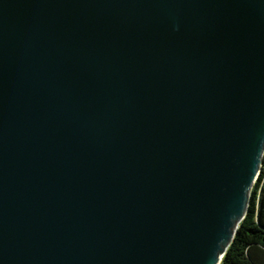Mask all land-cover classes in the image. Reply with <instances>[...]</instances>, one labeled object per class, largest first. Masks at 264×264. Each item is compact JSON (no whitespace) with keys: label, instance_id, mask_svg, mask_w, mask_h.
Listing matches in <instances>:
<instances>
[{"label":"water","instance_id":"water-1","mask_svg":"<svg viewBox=\"0 0 264 264\" xmlns=\"http://www.w3.org/2000/svg\"><path fill=\"white\" fill-rule=\"evenodd\" d=\"M264 170V0H0V264H221Z\"/></svg>","mask_w":264,"mask_h":264},{"label":"trees","instance_id":"trees-1","mask_svg":"<svg viewBox=\"0 0 264 264\" xmlns=\"http://www.w3.org/2000/svg\"><path fill=\"white\" fill-rule=\"evenodd\" d=\"M252 197L221 264H264V170L253 187Z\"/></svg>","mask_w":264,"mask_h":264},{"label":"built area","instance_id":"built-area-1","mask_svg":"<svg viewBox=\"0 0 264 264\" xmlns=\"http://www.w3.org/2000/svg\"><path fill=\"white\" fill-rule=\"evenodd\" d=\"M255 185V184H254ZM254 185H253V187H254ZM252 190H253V188H252Z\"/></svg>","mask_w":264,"mask_h":264}]
</instances>
